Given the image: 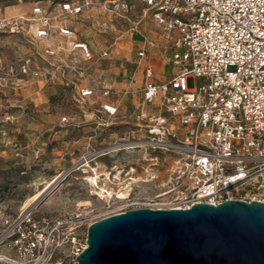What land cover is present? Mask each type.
Instances as JSON below:
<instances>
[{"label": "built area", "instance_id": "built-area-1", "mask_svg": "<svg viewBox=\"0 0 264 264\" xmlns=\"http://www.w3.org/2000/svg\"><path fill=\"white\" fill-rule=\"evenodd\" d=\"M42 2L32 3L24 15L0 20V34L48 43L56 32L72 39L77 31L71 20L78 18L98 34L117 30L110 21L126 23L123 34H143L146 23L160 32L161 42L145 39L138 58L159 49L174 71L157 82L152 68L145 67L136 119L149 136L150 148L184 156L187 192L171 207L150 209L264 203V0H138L136 17L129 0ZM61 52L93 58L83 41L43 50L52 60ZM101 56L107 57L108 50ZM33 66L31 60L14 66L0 59V86L18 75L39 77ZM189 79L196 82L192 88ZM78 95L82 100H109L115 94L84 86ZM98 112L111 118L118 107L100 103ZM61 123L67 124L68 118L62 117ZM107 216L86 224L74 216L36 218L31 209L3 216L0 264H78L76 258L86 248V241L80 244V230Z\"/></svg>", "mask_w": 264, "mask_h": 264}, {"label": "rangeland", "instance_id": "rangeland-1", "mask_svg": "<svg viewBox=\"0 0 264 264\" xmlns=\"http://www.w3.org/2000/svg\"><path fill=\"white\" fill-rule=\"evenodd\" d=\"M36 1L45 0H0V20L14 17L15 8H21L20 15L30 12ZM130 1L136 17L138 0ZM87 31L106 35L90 26ZM44 49L40 41L0 34L3 63L15 66L31 60L40 72L39 77L6 79L0 86V218L27 210L25 204L36 196L28 208L36 218L74 216L84 224L130 209L178 203L187 192L185 158L149 147V136L136 119L143 84L131 88L129 95L115 90L119 112L109 118L98 112V99L78 95L84 86L102 88L105 80L118 76L109 75L106 58L85 60L75 52L52 60ZM195 83L189 79L187 85ZM62 117L68 118L67 124L61 123ZM91 169L111 197H101L86 180L94 176ZM120 194L126 198L118 199ZM86 233V228L79 232L81 246Z\"/></svg>", "mask_w": 264, "mask_h": 264}, {"label": "water", "instance_id": "water-1", "mask_svg": "<svg viewBox=\"0 0 264 264\" xmlns=\"http://www.w3.org/2000/svg\"><path fill=\"white\" fill-rule=\"evenodd\" d=\"M78 264H264V203L136 208L87 228Z\"/></svg>", "mask_w": 264, "mask_h": 264}, {"label": "crops", "instance_id": "crops-1", "mask_svg": "<svg viewBox=\"0 0 264 264\" xmlns=\"http://www.w3.org/2000/svg\"><path fill=\"white\" fill-rule=\"evenodd\" d=\"M21 11V8H15L14 16H19ZM71 21L72 24L76 23L74 27L77 34L74 38L66 39L59 36L56 32H53L50 35L48 43L42 41L40 42L45 45V47L53 46L57 48H64L71 41H83L91 48L93 58L95 55H99L103 58L101 56L102 52L108 50V56L105 57V60H107L105 66H109L110 68L107 72H109V75L111 76H114V74L118 76L115 78L110 77V80H105L102 88L111 89L115 95L109 100L94 97L98 99V106L100 103L109 102L117 106L119 112V103L117 101V94L115 93V90L125 91V93L129 95V93L132 92L133 87H136L139 84H144L145 67L152 68L157 82L164 81L168 77L167 75L174 71L170 64L160 56L159 49L151 51L145 56V58H138V53L142 51L145 46V39H151L159 43L161 42L159 35L160 32L151 23H146L142 26L141 30L143 34H123V31L127 30L129 26L124 22H118L117 28L119 29L113 30L110 34L99 36L87 31L89 24L82 18ZM117 46H119V48ZM64 53L67 54V52H61L60 55ZM120 74H122L121 77Z\"/></svg>", "mask_w": 264, "mask_h": 264}, {"label": "bare ground", "instance_id": "bare-ground-1", "mask_svg": "<svg viewBox=\"0 0 264 264\" xmlns=\"http://www.w3.org/2000/svg\"><path fill=\"white\" fill-rule=\"evenodd\" d=\"M84 167H89L88 165H84ZM91 172H93L94 176L93 177H88L86 180L95 188V190L98 191L99 195L103 198L105 197H111V193L106 191L103 187H100L98 184V176L96 173L95 169H91ZM38 198V196L34 197L33 199H31L30 201L27 202V204H25V209L30 208V206L32 205V203H34L36 201V199ZM126 197L123 194H120L118 196V199H125ZM119 214V213H116ZM116 214H111L109 216L112 215H116ZM107 216V217H109Z\"/></svg>", "mask_w": 264, "mask_h": 264}]
</instances>
